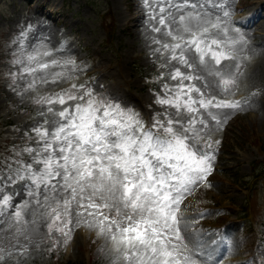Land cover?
<instances>
[{"label":"snow or ice","instance_id":"6c2138e0","mask_svg":"<svg viewBox=\"0 0 264 264\" xmlns=\"http://www.w3.org/2000/svg\"><path fill=\"white\" fill-rule=\"evenodd\" d=\"M237 2L144 0L154 34L150 55L163 70L151 78L162 111L150 124L102 85L96 91L87 81L74 83L88 66L66 52V41L53 49L35 25L21 26L8 45L9 89L23 98L49 84L69 87L33 96L43 123L0 158V264L27 253L20 239L29 240L27 225L40 219L49 252L85 228L105 241L98 252L107 264H223L219 247L186 235L182 205L200 187H213L221 144L214 136L250 105L237 98L238 81L252 58L245 33L258 21L255 14L234 21ZM208 215L220 213L196 219ZM222 246L230 250L227 237ZM247 264H264V238Z\"/></svg>","mask_w":264,"mask_h":264},{"label":"rangeland","instance_id":"374dc122","mask_svg":"<svg viewBox=\"0 0 264 264\" xmlns=\"http://www.w3.org/2000/svg\"><path fill=\"white\" fill-rule=\"evenodd\" d=\"M252 11L258 22L253 31L245 33L252 58L243 62L237 92V98H250V105L233 114L223 131L214 136L221 144L215 170L209 177L213 187H200L182 205L187 206L182 225L190 229L186 235L203 239L209 249L219 247L223 264H247L256 257L259 232L264 238L263 184H249V175L263 159L264 0H238L233 20H245L243 15ZM149 23L144 0H0V158L9 154L8 149L25 142V132L43 123L44 117L37 113L44 109L34 105L33 96L69 87L49 84L36 93H25L23 98L9 89L10 81L4 76L13 70L7 63L11 53L8 45L22 25H35L37 32L50 37L53 49L66 41V52L78 64L88 66L77 74L74 83L87 81L96 91L102 85L103 91L134 108L150 124L153 113L162 111L153 103L149 89L158 90L159 84L151 78L163 70L157 68V58L150 55L155 46ZM57 119L48 115L49 121ZM247 204L252 213L244 209ZM200 212L222 216L196 219ZM26 219L31 221V212ZM217 232L221 235H209ZM25 235L30 239L21 237L20 242L27 245V253L23 257L14 255L5 264H107L105 253L98 252L105 241L85 228L74 233L67 247L52 252L44 220L37 225L29 223ZM224 237L231 244L226 252ZM188 242L192 246L194 240Z\"/></svg>","mask_w":264,"mask_h":264},{"label":"trees","instance_id":"16d2710c","mask_svg":"<svg viewBox=\"0 0 264 264\" xmlns=\"http://www.w3.org/2000/svg\"><path fill=\"white\" fill-rule=\"evenodd\" d=\"M109 36H111V34ZM261 152L264 154V146ZM250 181L255 184H257V182L259 181L263 184L264 188V157L261 161H259L258 166L254 168L253 174L250 176Z\"/></svg>","mask_w":264,"mask_h":264},{"label":"bare ground","instance_id":"6f19581e","mask_svg":"<svg viewBox=\"0 0 264 264\" xmlns=\"http://www.w3.org/2000/svg\"><path fill=\"white\" fill-rule=\"evenodd\" d=\"M252 14H254V11H252L251 13H248L247 15L245 14V15H243L244 17H249L250 15H252Z\"/></svg>","mask_w":264,"mask_h":264}]
</instances>
